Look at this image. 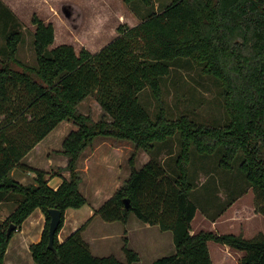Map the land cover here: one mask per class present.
<instances>
[{
  "label": "trees",
  "instance_id": "obj_1",
  "mask_svg": "<svg viewBox=\"0 0 264 264\" xmlns=\"http://www.w3.org/2000/svg\"><path fill=\"white\" fill-rule=\"evenodd\" d=\"M0 22L6 37L0 44V201H18L0 225V264L6 262L14 233L38 207L45 212L46 222L41 240L30 245L36 264H133L140 259L127 238L126 261L115 254H94L84 238L91 218L64 240L59 237L68 208L88 203L79 186L78 160L100 135L132 140L152 154L141 168L136 167L135 153L131 156L130 177L96 214L124 223L135 214L145 223L171 230L176 252L157 258L154 264H214L210 241L244 251L239 264H264V235L247 238L230 232L192 231L198 203L192 198L195 182L190 172L193 147L201 157L217 155L219 167H238L258 190L264 214V0H172L136 25L120 24V34L97 52L84 47L78 53L70 43L51 48L55 27L35 14V63L18 56L23 31L3 0ZM184 63L200 66L203 73L218 79L226 122L199 121L188 113L171 115L163 82L175 66ZM147 88L157 100L155 113L141 98ZM91 94L105 110L100 120L78 107ZM69 118L79 127L65 138L60 152L69 156L71 176L55 188L46 170L21 160ZM162 149L172 156V166L157 152ZM17 166L34 170L36 183L16 179L12 172ZM51 208L62 210L55 248L49 246ZM11 223L18 229L8 234Z\"/></svg>",
  "mask_w": 264,
  "mask_h": 264
},
{
  "label": "rangeland",
  "instance_id": "obj_2",
  "mask_svg": "<svg viewBox=\"0 0 264 264\" xmlns=\"http://www.w3.org/2000/svg\"><path fill=\"white\" fill-rule=\"evenodd\" d=\"M29 2L26 3L25 0H20L15 4L16 6L17 3L19 4L17 7L20 11L24 10L23 16L18 15L20 20L19 27H21L23 31V40L19 45L18 56L24 61L35 63L36 52L34 50L33 41L37 26L33 22L34 12L45 21L53 23L55 27V42L52 46L61 43H70L75 47L78 53L84 47L92 52H97L120 34L118 31L120 24L127 23L132 26L136 25L152 11H161L165 9L172 0H154V3L150 6L145 5V3L139 0L131 4L124 0H42L37 7L38 11L36 10L30 13L31 16L29 14V9L33 8L35 4ZM0 24V44L4 45L6 42L5 31L3 30L4 23L2 24L0 22ZM163 92L164 98L168 103L169 111L174 117L182 113H188L197 120L208 123H223L227 121L223 88L215 76L206 75L201 71L200 66L190 63L175 66L172 72L164 78ZM141 98L147 103L152 113H155L157 109V100L152 90L150 88L145 89L143 93H141ZM78 107L80 111L90 114L95 120H100L105 114V110L100 102L97 100L96 96L92 94L87 96ZM73 120L75 121L74 118H69L70 122H74ZM103 138L104 136H97L93 142L102 141ZM105 138H109L112 140L111 142H116L114 140L121 141L122 154L124 156V161L122 162V168L124 170L122 178L124 180L128 177V172L126 170L127 164L130 166L127 157H131L132 154L135 153V163L137 167H142L144 163L143 155H152L149 151L138 148L131 140L119 139L114 136ZM175 141L174 149L177 151L179 145L178 141ZM107 145L106 142L103 143L104 148ZM60 151L61 150H54L53 152ZM157 152L162 159H166L168 162L171 161V166L173 165V161L171 160L172 156H166V149ZM116 157L117 156H115V158ZM218 160L219 158L217 155L201 157L196 149L194 147L192 148L190 172L195 182L192 198L198 203V213L192 224V231L194 229L209 230V225L214 224V231L221 233L234 232L235 234H240L247 238H256L260 235H264V214L260 210V196L258 195V190L248 183L238 167L232 170L222 169L218 165ZM80 167H82V165L78 160V172L82 176L83 171ZM12 209L11 206L9 212ZM1 215L4 219L0 220V225L8 218L7 212ZM215 221H218L217 225ZM129 222L134 231L130 232L131 242H128V246L132 249L134 247V249L142 255V263L140 261H135L133 264H153L154 258L157 255L158 257L170 255V244L164 248L165 252L161 249L158 254H155L156 248L150 246L148 240L151 239V237L153 238L156 234L154 232L150 235L147 234V232L150 231L149 229L145 230L147 232L144 233V230H142L144 228L136 225V222H140L141 224L143 221L135 214H132ZM70 224V222L64 224V237L72 230ZM107 224L105 229L110 231L109 234L116 233L111 240L106 242L113 244V250L121 243H123L124 246L126 235L121 237V242L118 241L117 238L119 237L118 233L120 227L124 226L123 224L125 223L118 220L108 221ZM133 226L135 229H133ZM152 228L153 230L160 229L158 225H153ZM17 234L19 233H14L16 237L18 236ZM164 235L166 236L164 240H167V243L169 241L170 243L173 242V232L171 230L164 232ZM147 236H150V238ZM61 238L62 235L60 239ZM145 239L148 240L146 241ZM15 241L16 239L14 238L12 248H14ZM115 243L117 245H115ZM106 244L109 245V243ZM224 245L225 244L216 241L209 242V247L215 261L217 260L216 248L219 246L223 247ZM123 246L121 250L117 249L118 251L116 252L106 251L102 253L96 251L94 253L103 255H109L111 253L115 254L121 260L126 261L127 257ZM231 250H233V248ZM239 252L244 254V251L239 250ZM233 254L235 253L233 252ZM17 258L22 261V264H35L34 259L27 251H22L20 257Z\"/></svg>",
  "mask_w": 264,
  "mask_h": 264
},
{
  "label": "crops",
  "instance_id": "obj_3",
  "mask_svg": "<svg viewBox=\"0 0 264 264\" xmlns=\"http://www.w3.org/2000/svg\"><path fill=\"white\" fill-rule=\"evenodd\" d=\"M19 1L20 0L18 1L4 0V2L13 10V12L17 15L18 18H19L18 15L23 16V11H24V10L20 11L18 9L17 7L19 5L18 3H17V6L15 5L16 2H19ZM29 1L32 4L36 5V6L34 5L33 8L29 9V14L33 13L36 10L38 11L37 7L40 5V2L42 0H29ZM29 1L25 0L26 3ZM35 14L37 13L34 12L33 17ZM52 45L50 46L51 48L57 46V45L56 46H52ZM78 127L79 126L76 123V121L70 122L69 119H65L61 121L48 135H46V137H44L40 142H38L22 158L21 163L27 166L33 167V168L45 169L48 172L46 177L49 180L50 185L57 188L63 182L64 178H69L71 176V171L70 169L67 168V165L69 162V156H67L64 153L53 152V151L62 150L63 142L65 138L68 136V134L72 130L78 129ZM100 136H104V135H100ZM105 137H109V136H104L102 141L92 142L82 152L80 156L79 161H80V164L82 165L80 169H82L83 171L82 180L80 182V189L86 195L88 199V203H86L80 208H68L67 214H66V223H65L67 224V222H70L71 223L70 225L72 226L70 227L72 229L71 232L66 235V237H68L73 231H75L78 227H80L88 219L91 218L89 225L84 230V238L90 243L93 253L96 251L102 252V253L106 251L116 252L118 250H121L123 246V243H121L118 245V247H116L113 250L112 249L114 248L113 244H110V242H106L108 240H111L114 237V234L116 232L114 234L112 233L109 234L110 231L105 229L106 226L108 225L107 224L108 221L104 220L100 215L96 214V210L99 209L105 203V201L109 199L118 190V188H120L124 184L126 179L130 177L131 171H132V166L130 164L131 157L129 156L127 157V160H129L128 162L130 166H128L127 164V168H126L128 172V177L125 180L122 178L123 176L122 173L124 171L122 168V162L124 161L123 160L124 156L122 154L123 150L121 147L122 145L121 141L114 140L116 142H111L112 140H110L109 138H105ZM124 140H129V139H124ZM105 142L108 145L104 148L103 143ZM115 156L117 157L115 158ZM143 157H144L143 165H145L150 160L151 156H146L144 154ZM137 168H141V167H137ZM12 174L16 179H18L22 183H25V184L36 183V172L34 170L27 169L26 167H22V166H17L14 168ZM17 205H18V201L16 199L1 200L0 201V220L4 219V217L1 214H3L4 212H7V216H9L11 212L17 207ZM11 206L13 209L9 212V209H11ZM45 216L46 215L44 214L43 209L41 207H38L23 222L21 229L16 231L19 233L17 234L18 236L16 237V235H14L9 243L7 253H6L5 264H22V261H20V259L17 258V257H20V254H22V251H27L29 255H31V257L33 258L30 245L34 242H38L41 240L43 229L45 226V220H46ZM129 221L130 219L128 220L127 223L123 224L124 226H121L119 229V233H118L119 237L117 236L118 237L117 239L120 242H121L120 239L121 237H123V235H126L125 238L128 239V242H131L130 232H133L134 230H132V226ZM215 222L217 225L218 221H215ZM136 225L138 227H143L144 229L142 230H144L143 231L144 233L147 232L145 230L149 229L150 231L147 232V234L149 235L153 234L152 232L156 234L155 236H153V238L151 237V239L149 240L145 239L146 241L147 240L149 241L148 244L150 246H154V248H156L155 254H158L159 250L161 249H163V252H165L164 248L169 244H170L169 246L170 249L169 248L168 249L171 252L170 254H174L176 252V245L174 247L175 243H174L173 236H172L173 242H171L172 244L170 243L169 239H168L169 241L168 243H167V240H164L166 238V236L164 235V232H167V230L166 231L162 229L157 230L155 228H154L155 230H153L152 228L153 225L145 223L144 221L141 222V224L140 222H136ZM133 229H135L134 226H133ZM64 230H65V227H63L60 232V237L62 235V238H61L62 240L66 238L63 236ZM200 230H203V229H199V230L194 229L193 232H198ZM209 230H212V231L215 230L214 224L209 225ZM111 232H114V231H111ZM231 233H234V232H231ZM147 237L150 238V236H147ZM14 238L16 239V241L14 242L15 243L14 248H12V242ZM106 243H109V245H107ZM115 245L117 244L115 243ZM231 249L232 247L228 245H224L223 247H220V246L217 247L216 248L217 250V254H216L217 260L216 261L214 260L213 254L211 252L214 264H239L240 258L243 256V254L239 252L238 249H234V248L233 250ZM232 251L235 254H233ZM96 255L103 256V254H96ZM139 255H140V259L138 261L142 263V255L141 254ZM157 258H159L158 255L154 258V261ZM154 261H153V264H154Z\"/></svg>",
  "mask_w": 264,
  "mask_h": 264
},
{
  "label": "water",
  "instance_id": "obj_4",
  "mask_svg": "<svg viewBox=\"0 0 264 264\" xmlns=\"http://www.w3.org/2000/svg\"><path fill=\"white\" fill-rule=\"evenodd\" d=\"M125 202H126V206L129 208L131 206L130 199L127 198ZM49 211L51 214L50 231H49V235H50L49 246L51 248H55V235L62 221V210L59 208H51ZM16 229H18L17 224L11 223L8 228V234H11L12 231Z\"/></svg>",
  "mask_w": 264,
  "mask_h": 264
}]
</instances>
